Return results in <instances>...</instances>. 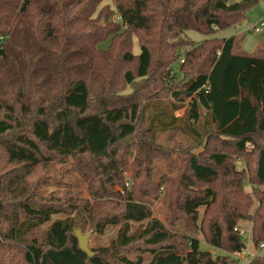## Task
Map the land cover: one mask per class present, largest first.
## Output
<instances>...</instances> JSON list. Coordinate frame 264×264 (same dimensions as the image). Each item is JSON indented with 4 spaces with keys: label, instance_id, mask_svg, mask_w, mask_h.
<instances>
[{
    "label": "trees",
    "instance_id": "obj_1",
    "mask_svg": "<svg viewBox=\"0 0 264 264\" xmlns=\"http://www.w3.org/2000/svg\"><path fill=\"white\" fill-rule=\"evenodd\" d=\"M103 1L0 0V264H242L243 222L251 223L252 248L264 243V56L239 54L236 36L214 34L242 23L257 0ZM189 30L212 37L195 45ZM184 46L180 85L172 66ZM163 82L176 86L168 106L155 107L150 97ZM174 131L204 150L170 179L165 225L114 186L123 181L122 143ZM151 142L140 138L139 149ZM56 163L87 184L90 217L98 205L117 209L95 223L96 233H117L92 258L79 248L74 204L41 192L39 173ZM246 181L257 186L252 194ZM44 225L42 239L32 235ZM182 229L199 230L215 253Z\"/></svg>",
    "mask_w": 264,
    "mask_h": 264
},
{
    "label": "rangeland",
    "instance_id": "obj_2",
    "mask_svg": "<svg viewBox=\"0 0 264 264\" xmlns=\"http://www.w3.org/2000/svg\"><path fill=\"white\" fill-rule=\"evenodd\" d=\"M243 0H232L231 2H241ZM110 4L113 5L112 0H104L102 5ZM264 25V0H257L255 4L248 9L246 12L245 20L237 24L236 26L219 30L214 34L217 38H230L236 36L240 41L238 46L239 54L250 55V56H264V32L260 33L254 30L255 27ZM186 36L192 40L195 45L202 42L205 39L211 38L212 36H206L196 30H189L185 32ZM186 38V41H190ZM1 39V38H0ZM187 41V43H189ZM189 43V44H194ZM109 46V41L100 45V48L106 49ZM190 46L181 47L179 50L180 58L172 66L174 76L176 77L177 84H182L187 80L186 77L179 71V66L185 59V54L189 50ZM134 51L139 52V46L137 40L134 39ZM126 69V68H124ZM161 83L156 87V95L150 101H155V107L157 104L166 103L170 98V94L167 90H171L176 85L172 82L168 85ZM139 85H144L139 83ZM163 88H165L163 90ZM170 88V89H169ZM132 88L124 85V94H130ZM151 93V92H150ZM149 93V94H150ZM149 96V95H148ZM148 96L146 98H148ZM149 98V99H150ZM148 100L142 101L141 106L147 105ZM168 106V103L165 104ZM154 106H150L147 109V115L151 113ZM155 111V110H153ZM187 112V104L176 109L174 116L178 119L184 118ZM148 125V124H147ZM146 126L145 122L140 126L143 128ZM144 133H136L133 138L127 142L122 143L123 153V181L122 184H116L114 188L120 191V194L125 197L127 192H133L137 200L146 202V204L152 210V217L168 225L167 222V207L164 205V197L166 191L171 188L170 179L177 178L184 168L187 158L190 153L199 155L203 152V145L199 148L196 147L197 141L194 137L189 134H183L178 131L172 133H160L157 136L150 137ZM148 137L152 139L151 149L148 146H141L139 149L140 138ZM73 163L70 160L69 164ZM73 170L67 168V164L56 163L53 164L49 169L41 171V179L45 178L46 185L41 187V192L46 199H51L56 203H61L63 206L67 203L74 204L76 209L70 213L71 217H75L76 221L81 225L84 234H90L89 247L91 249H98L100 247H106L110 245V242L115 239L117 228L108 227L103 234L96 233L94 231V225L98 219H101L105 215L116 212L117 209H109L107 206L98 205V208L93 211V215L90 217L88 213L84 212V206L87 205L90 210V206H95V201L90 194L87 184H84L78 179L77 173H72ZM77 182V183H75ZM124 185V188L122 186ZM244 188L250 194L257 188L248 181L244 182ZM119 193V192H118ZM105 199L97 198L96 201H102ZM66 201V202H65ZM109 201L106 199L104 202ZM257 202L252 205L251 212L257 207ZM68 207L66 206V209ZM74 208V207H73ZM72 208V209H73ZM70 210V209H69ZM201 210L200 215H202ZM66 215L61 214L55 216L56 218H64ZM244 229L250 230L251 223L243 222ZM48 225L41 226L35 229L32 233L33 236L42 239L45 235ZM78 229V228H77ZM183 234H188L197 237L201 242V249L210 250L215 253V248L209 246L203 235L199 230H187L182 229ZM252 247V245H251ZM252 250V248H250ZM137 253H131L130 257H134ZM145 261L151 259V255L145 252L143 255Z\"/></svg>",
    "mask_w": 264,
    "mask_h": 264
},
{
    "label": "built area",
    "instance_id": "obj_3",
    "mask_svg": "<svg viewBox=\"0 0 264 264\" xmlns=\"http://www.w3.org/2000/svg\"><path fill=\"white\" fill-rule=\"evenodd\" d=\"M255 31L263 33L264 25L254 28ZM237 229V228H236ZM241 234L246 241V248L241 252L237 253V256L241 259L242 264H251L253 258H264V243L260 244L257 249L251 247V232L250 230L241 229ZM252 248V250L250 249Z\"/></svg>",
    "mask_w": 264,
    "mask_h": 264
},
{
    "label": "water",
    "instance_id": "obj_4",
    "mask_svg": "<svg viewBox=\"0 0 264 264\" xmlns=\"http://www.w3.org/2000/svg\"><path fill=\"white\" fill-rule=\"evenodd\" d=\"M75 236L78 239L80 250L85 252L89 258L94 257L95 252L89 247L90 234H84L82 229L78 228L75 230Z\"/></svg>",
    "mask_w": 264,
    "mask_h": 264
}]
</instances>
